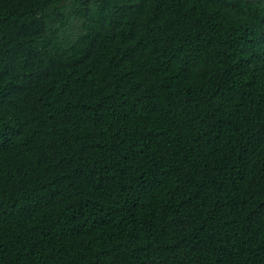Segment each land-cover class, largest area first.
<instances>
[{"label": "trees", "instance_id": "trees-1", "mask_svg": "<svg viewBox=\"0 0 264 264\" xmlns=\"http://www.w3.org/2000/svg\"><path fill=\"white\" fill-rule=\"evenodd\" d=\"M0 264H264V0H0Z\"/></svg>", "mask_w": 264, "mask_h": 264}]
</instances>
